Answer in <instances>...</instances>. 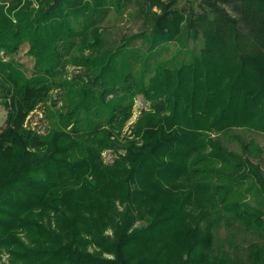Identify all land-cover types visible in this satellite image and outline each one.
I'll return each mask as SVG.
<instances>
[{
  "label": "trees",
  "instance_id": "16d2710c",
  "mask_svg": "<svg viewBox=\"0 0 264 264\" xmlns=\"http://www.w3.org/2000/svg\"><path fill=\"white\" fill-rule=\"evenodd\" d=\"M49 1L0 6V264H203L211 235L191 215L209 200L264 228V199L255 213L240 201L264 197L260 148L222 139L264 134V0ZM131 2L143 41L112 44L98 23ZM186 21L185 53L159 59ZM24 43L30 74L14 58ZM138 94L148 105L121 135ZM41 105L43 132L26 125Z\"/></svg>",
  "mask_w": 264,
  "mask_h": 264
},
{
  "label": "rangeland",
  "instance_id": "374dc122",
  "mask_svg": "<svg viewBox=\"0 0 264 264\" xmlns=\"http://www.w3.org/2000/svg\"><path fill=\"white\" fill-rule=\"evenodd\" d=\"M24 1H30L34 7H37V0H0V6L3 7L4 10H7L12 6L13 8H17V5ZM46 4H44L43 9H46L48 5H50V1L46 0ZM201 0H177L176 9H180V7L185 5H192L197 9V3ZM90 2L92 3L93 0ZM18 3V4H17ZM233 3H236L233 1ZM223 5V4H220ZM124 12L121 14H115L114 8L109 7L107 14L102 18V20L98 23L101 28H104V34L107 40L119 41L125 40L126 38L132 39L130 45L139 46L143 39L141 38V29H142V18L135 17V14H131L133 9L137 7L135 2H131L124 6ZM152 10L156 13H160V8L157 6H153ZM190 13L186 12L185 17L186 20ZM186 23L181 25V30L178 36L167 42L163 45L166 46V50H162L159 59H169L173 56L182 57L183 53H185L184 47L182 43L185 40L187 31H186ZM189 34V33H188ZM133 35H136L135 38ZM140 35V37H139ZM190 37L187 40V48H191L196 45V41L191 36L192 33L189 34ZM183 49V50H182ZM0 55L7 58L6 55L3 54V51H0ZM14 58L19 61L24 69L26 74H30L33 65L32 56L28 52V44L24 43L20 46L19 50L14 54ZM78 71L77 67L68 66V74L71 75ZM148 103L144 100L143 96L138 94L135 97V104L132 109V114L128 121H126L121 135L129 133V126L133 121H135L138 116L140 109L142 107H146ZM43 106H38L36 109L32 110L30 114L26 118V125H30L31 127L37 129L40 132L45 131L47 129L48 124L45 120L42 112ZM6 116V112L4 107L0 104V129L4 126V119ZM223 142L226 147L230 149H234L239 151L240 144L247 142L248 139H251L255 142L256 145L260 148L259 156L253 157L251 160L253 162L258 163L261 172L264 176V134L250 131L247 129L234 128L222 136ZM121 152V151H120ZM101 157L104 162L109 163L113 161L118 155L113 149H104L101 152ZM185 185V187H192L196 185V180L191 179L188 176H182L181 179ZM177 180H169L165 181V185L168 187H173L174 183ZM246 184L242 186L244 189ZM257 188L251 190V192L247 193L240 201L246 203L247 207L251 212L259 211L258 205L263 201L264 197L259 195L256 192ZM193 198L198 199L201 198L196 192L193 193ZM192 219L198 220L199 229L202 232L209 233L211 235V243L207 248L206 252L209 251L210 255L207 261H204L203 264H215L216 256L224 253L230 259H236L242 262V264H264V228L257 226H248L245 220L238 219L232 211L225 209L223 206L217 205L215 201H203L200 208L193 212L191 215ZM138 224H135L137 226ZM196 252H201V249H196Z\"/></svg>",
  "mask_w": 264,
  "mask_h": 264
}]
</instances>
